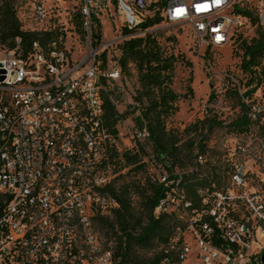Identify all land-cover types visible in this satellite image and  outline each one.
Instances as JSON below:
<instances>
[{"label": "built area", "instance_id": "built-area-1", "mask_svg": "<svg viewBox=\"0 0 264 264\" xmlns=\"http://www.w3.org/2000/svg\"><path fill=\"white\" fill-rule=\"evenodd\" d=\"M43 1L31 0L30 4L38 7ZM77 1L83 10L82 0ZM90 6L91 12L83 14L90 15L91 37L94 19L108 12H115L124 30L136 31L149 21L131 17V10L137 7L156 6V16L163 22L190 25L197 41L206 48H222L229 43L230 30L245 10H255L264 24V0H90ZM45 14H53V8L41 13L42 21ZM48 27L44 24V31L59 33L51 58L58 59V66H51V59L42 60L36 54V42L26 58L17 54L20 40L15 49L17 57L0 54L4 132L0 144V178L4 179L0 186V264H113L105 262V255L113 252L100 251L102 238L97 227L90 228L89 223L119 208L108 188L98 190V183L108 175L109 167H103L102 158H107L110 138L101 120L98 87L92 83L94 72L100 70V55L95 51L79 75V68L63 49L64 29ZM137 37L128 35L125 39ZM61 67L69 68V76L56 81L54 73H60ZM120 72H107V78L119 80ZM76 105H80V113L73 114ZM251 117L256 121L257 112L252 111ZM79 136L89 139L93 151L79 146ZM198 158L202 163L203 156ZM247 174L243 166L233 165V186H240ZM168 178L162 176L161 183L168 185ZM200 191V210L182 204L193 213L201 264H262L256 255L247 254L255 227L229 220L224 214L232 195L211 188ZM171 193L160 201L156 215L168 210ZM94 202L95 218H88V203ZM247 204L257 226H264V199L254 195ZM70 220H79L81 229H71ZM182 233L181 226L175 235L176 242L182 241L180 262L166 258L162 264H184L187 248ZM82 235H89L93 251H84Z\"/></svg>", "mask_w": 264, "mask_h": 264}, {"label": "rangeland", "instance_id": "rangeland-1", "mask_svg": "<svg viewBox=\"0 0 264 264\" xmlns=\"http://www.w3.org/2000/svg\"><path fill=\"white\" fill-rule=\"evenodd\" d=\"M30 3V0H26L25 7H30ZM44 4L43 6L48 9L53 8L52 21L49 27H61L65 31L66 40L63 49L73 66L79 68V75L84 73L87 64L85 59L90 56L91 51H97L100 58L102 55H106L105 65L102 60L99 67L101 73L106 74L115 69L121 71L119 80L107 82L106 87L108 92L113 93V98L117 104V108L115 107L117 113L126 116L116 126L118 138L112 139L110 143L114 145L120 155L126 151L137 153L140 148L143 149L146 155L143 158L145 167L132 175H136L137 181L148 179L151 182L156 180L161 182L162 176L169 177L164 168L157 165L153 159L145 131L140 132L135 125L137 115L132 112L133 108L136 107L134 97L139 87L137 73L132 66H130L129 72H123L118 65L122 54L120 47L124 41L128 40L125 39L128 35L123 34L125 30L122 27V21L115 15V12L99 15L96 18L99 24L94 21V28L99 25L101 40L99 46L94 48L93 43L91 47L84 35L82 37L75 31L71 22L81 7L77 0H46ZM21 16H23L22 13L19 14V18ZM136 17L138 20H143L137 15L132 18ZM25 28L40 30L41 26L30 22L25 25ZM261 31H264L263 26L258 29L252 26L247 18H241L239 23L230 30L229 43H225L222 48L215 49L206 48L199 43L190 25L182 26L163 22L146 32L138 31L132 35L144 37L147 32L156 33L159 35V42L165 50L183 58L185 63L188 62L192 65L188 67L182 62L176 64L172 89L176 94L186 95L187 98L178 102L177 113L167 121V128L178 131L182 143L186 144L193 140L197 142L199 136L198 134L195 135L192 130L188 131L189 126L201 122L205 118L222 124L221 127L217 126L210 131H203L205 150L201 156L204 159L202 163L194 161V166L187 168L184 174L192 182L199 181L202 183V181H212L216 178L217 183L212 184L210 188L216 192L221 191L232 195L231 200L227 202L224 214L229 220L236 219L249 224L252 228L255 227L254 240L251 241L247 254L248 256L256 255L262 262L264 257V226L262 225L261 228L257 226V220L248 207L247 199H251L254 195H258L260 201L264 199V133L258 125H253L244 135H237L229 130V125L241 115L238 106L239 98L244 96L249 89L246 88L248 76L244 75L240 69L241 59L239 56L241 53L236 48V41L239 37L244 40H251L257 37L258 32ZM169 37L175 38V42L168 41ZM1 49L4 52H13L2 47ZM17 54L21 55L19 51ZM117 88H120L121 92H118ZM234 89L237 90V94ZM211 94L214 97L210 101ZM242 102L250 105L252 110L257 113L264 112V84L254 94L253 98L243 99ZM193 155H196L195 151ZM235 164L243 166L248 173L240 186H233L231 182V172ZM127 171L125 169L122 175ZM175 174L179 175V171L177 170ZM109 176H111L110 170ZM112 178L113 176H111ZM125 180L129 181L130 178H125ZM174 191L168 196L166 206L167 211L175 214L179 218L176 217L178 221L184 225L182 226L184 228L182 233L183 244L189 252L184 264H201L197 258L199 250L197 238L193 232L195 229L193 213L182 204L186 200L184 190H181V193Z\"/></svg>", "mask_w": 264, "mask_h": 264}, {"label": "trees", "instance_id": "trees-1", "mask_svg": "<svg viewBox=\"0 0 264 264\" xmlns=\"http://www.w3.org/2000/svg\"><path fill=\"white\" fill-rule=\"evenodd\" d=\"M26 0H0V46L8 51L17 48L20 40V53L24 58L28 57L32 45L40 43L46 48L52 42L58 41V31L35 32L25 25L33 22L30 16V7H25ZM23 18H19V14ZM241 18H247L252 26L261 29L260 18L255 10L241 12ZM139 26L136 31H124V35L146 32L152 27L161 25L163 20L154 15L151 19ZM99 24V21L94 19ZM75 31L85 37V21L75 14L71 20ZM64 35V34H63ZM93 47L100 44V27H95L92 33ZM168 41L175 42V38L169 37ZM236 48L241 53L240 69L248 76L246 88L249 89L244 96L239 98L240 117L229 125L230 132L237 135L248 133L253 125L260 126L264 133V112L257 113V120L251 117L252 108L242 102L243 99H251L264 84V31L258 32V36L251 39L239 37ZM121 58L118 65L123 72H129L130 66L137 73L139 87L134 97L136 107L133 108L135 125L140 132L146 133L147 142L151 147L153 159L157 165H161L167 172L168 185L159 180L151 182L148 179L137 181L135 174L145 167L143 158L146 157L142 148L137 153L126 151L119 154L110 141L118 138L116 126L125 119V115L117 113L112 104V92L104 94L103 127L109 135L106 167L111 171V179L108 192H111L118 203V209L110 216L97 219V231L107 250L113 252V264H162L166 258L176 261L179 255L182 241H175V232L181 227L175 214H155L158 204L165 199L174 187L184 190L186 202L193 205V209H199L202 198L199 195L201 189L210 188L217 183L212 181H190L184 172L198 162V156L205 150L203 131L212 130L222 124L218 121L205 118L201 122L189 126L188 131L198 134V141L182 143L178 131L167 128V121L177 113V104L187 97L176 94L172 89L176 64L184 62L183 58L175 56L165 50L156 33H145L144 37L126 40L120 47ZM100 60L106 63V55ZM237 94V90L234 89ZM191 93V91H190ZM210 95V101L213 99ZM114 99V98H113ZM115 100V99H114ZM194 151L196 155H193ZM128 171L122 175V172ZM179 175H176V171ZM109 176V171H108ZM125 178H130L126 181ZM135 199H137L135 201ZM199 207V208H198ZM174 229V230H173ZM216 244V242H215Z\"/></svg>", "mask_w": 264, "mask_h": 264}, {"label": "bare ground", "instance_id": "bare-ground-1", "mask_svg": "<svg viewBox=\"0 0 264 264\" xmlns=\"http://www.w3.org/2000/svg\"><path fill=\"white\" fill-rule=\"evenodd\" d=\"M130 1H136V0H130ZM44 2L46 3V1L39 2L38 7H33L30 4V14H31L30 16H32V20L34 23H37V25L41 26L40 30L34 29L35 32L36 31L40 32V33L43 32L44 31V24H50L52 21V14H45L43 16V21L41 20V13L50 12V9L43 6ZM82 6H83V10H79V15H81V17L83 18V20L86 23L85 24V38H86V41L88 42V44L91 45V47H92V37H91L92 21H91L89 14H83V12L84 13L91 12L90 0H82ZM136 15L139 16L143 20L151 19L154 15H156V6L137 7L136 10H131V17H134ZM52 48H54V42L49 44L46 48H42L40 43L36 42V54L41 56L42 60L53 58ZM91 52L92 53L90 54V56H88L85 59V60H87V63L92 58L93 53H95V51H91ZM0 54H8L10 56V58L17 57L16 50H13L12 53L11 52H4L1 49V47H0ZM51 66H58V59H51ZM68 76H69V68L68 67H61L60 73H54V80L60 81V80H63V77H68ZM106 78H107V73L103 74V73H101L100 70H97V72H94V74L92 76L93 86L98 87V97L101 99V102H102L101 107H100V114H101V120L102 121H103V116H104V114H103L104 113L103 112V109H104L103 96H104V94H106L108 92L106 89L107 82L112 81V78H107V79ZM100 82H104L105 85H101ZM117 91L121 92V89L117 88ZM111 101H112V104L116 107L117 104L114 103L113 98L111 99ZM77 113H80V105L73 106V114H77ZM3 133H4L3 132V117H2L1 107H0V144H3ZM79 146L82 149H85V151H93V145L89 144V139H87L86 136H79ZM102 161H103V167H106L107 166V165H105L106 164V158H102ZM198 163H199V159H198ZM2 167H3V154H1V148H0V170L2 169ZM104 176L105 177H102L101 182L98 183V190H105V188L109 184L110 176H108V175H104ZM1 185H4L3 177L0 178V186ZM174 190L181 193V191L178 189V187H174L172 189V191H174ZM176 197H178V196H176ZM183 202H186V201H183ZM186 203L190 207L191 210H200L203 207L202 200H201L200 208L198 207L199 209H193V205H191V203L188 201ZM88 208H89L88 209V218H95V210H96L95 202L94 203H88ZM162 213L167 214V215H172V213H169L167 210H163ZM95 222L96 221H89L90 228L96 227ZM70 224H71V229H74V230L81 229V223L79 220H70ZM181 226H184V225L181 224ZM185 226L187 227V225H185ZM183 231H184V228H183ZM176 234H179V227L176 229L175 235ZM82 239H83L84 251H93V244H92V241L89 239V235H82ZM197 245L199 248V240L198 239H197ZM100 251H107L102 240L100 242ZM108 252H111V251L108 250ZM186 252L189 253L187 249H186ZM180 260H181V252H179V255H178V258L176 259V261H173V262H180ZM111 261H113V254L105 255V262H111Z\"/></svg>", "mask_w": 264, "mask_h": 264}, {"label": "water", "instance_id": "water-1", "mask_svg": "<svg viewBox=\"0 0 264 264\" xmlns=\"http://www.w3.org/2000/svg\"><path fill=\"white\" fill-rule=\"evenodd\" d=\"M262 264H264V257H263V259H262Z\"/></svg>", "mask_w": 264, "mask_h": 264}]
</instances>
